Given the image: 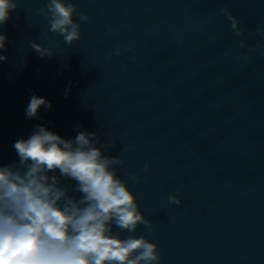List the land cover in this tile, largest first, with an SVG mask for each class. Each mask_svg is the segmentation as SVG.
I'll return each mask as SVG.
<instances>
[{"label": "water", "instance_id": "95a60500", "mask_svg": "<svg viewBox=\"0 0 264 264\" xmlns=\"http://www.w3.org/2000/svg\"><path fill=\"white\" fill-rule=\"evenodd\" d=\"M74 2L92 19L71 46L48 32L43 0H20L0 26V166L18 163L14 142L37 125L66 140L96 132L114 145L105 153L125 161L117 175L153 224L151 235L143 225L131 235L158 244L160 264H264V55L239 46L264 44L255 34L264 0ZM30 41L55 56L41 58ZM117 47L130 51L115 56ZM240 53L251 59L239 62ZM33 94L52 107L28 119ZM53 174L80 197L75 181ZM172 193L180 206L168 204Z\"/></svg>", "mask_w": 264, "mask_h": 264}, {"label": "clouds", "instance_id": "9594fccd", "mask_svg": "<svg viewBox=\"0 0 264 264\" xmlns=\"http://www.w3.org/2000/svg\"><path fill=\"white\" fill-rule=\"evenodd\" d=\"M19 6L20 0H0V26ZM220 12L234 34L243 36L245 30L231 10L225 7ZM38 13L48 32L62 37L67 46L82 38L81 25L92 19L74 0H43ZM255 34L264 36V27ZM6 41L7 36L0 32V63L8 59ZM29 46L41 58L55 56L53 47L36 41ZM239 46L264 55V44L249 47L242 40ZM129 51L117 47L113 55ZM130 59L136 61L135 56ZM250 59L244 53L237 55L239 62ZM70 88L71 82L66 96ZM41 106L50 110L52 104L33 94L26 117H37ZM13 146L18 163L0 166V264H160L158 244L146 236L131 235L141 225L151 235L153 224L141 212L126 181L117 175L125 161L105 153L113 144L102 142L96 132L80 131L73 140H66L37 125L28 139H18ZM150 167L145 164L144 171ZM57 170L59 176L75 181L73 191L81 194L78 199L60 186L57 175H49ZM129 180L139 184L141 176L133 173ZM168 204L180 206L182 201L172 193ZM114 229L130 235L123 238Z\"/></svg>", "mask_w": 264, "mask_h": 264}]
</instances>
